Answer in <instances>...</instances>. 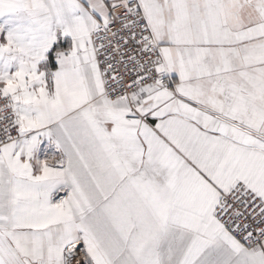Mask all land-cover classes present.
Returning a JSON list of instances; mask_svg holds the SVG:
<instances>
[{
    "label": "snow or ice",
    "instance_id": "1",
    "mask_svg": "<svg viewBox=\"0 0 264 264\" xmlns=\"http://www.w3.org/2000/svg\"><path fill=\"white\" fill-rule=\"evenodd\" d=\"M0 264H264V0H0Z\"/></svg>",
    "mask_w": 264,
    "mask_h": 264
}]
</instances>
